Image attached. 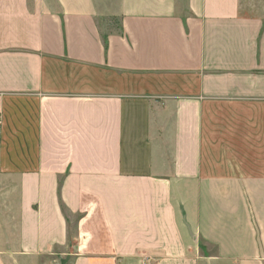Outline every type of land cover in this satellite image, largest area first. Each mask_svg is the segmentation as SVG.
Masks as SVG:
<instances>
[{
	"label": "crops",
	"instance_id": "1",
	"mask_svg": "<svg viewBox=\"0 0 264 264\" xmlns=\"http://www.w3.org/2000/svg\"><path fill=\"white\" fill-rule=\"evenodd\" d=\"M0 114V264H264V0H0Z\"/></svg>",
	"mask_w": 264,
	"mask_h": 264
},
{
	"label": "rangeland",
	"instance_id": "2",
	"mask_svg": "<svg viewBox=\"0 0 264 264\" xmlns=\"http://www.w3.org/2000/svg\"><path fill=\"white\" fill-rule=\"evenodd\" d=\"M117 21L112 20H103L102 26L104 31H108L111 28L116 27ZM8 264H71V262L66 260H61L54 257H35V258H19L18 255L11 257V260Z\"/></svg>",
	"mask_w": 264,
	"mask_h": 264
},
{
	"label": "built area",
	"instance_id": "3",
	"mask_svg": "<svg viewBox=\"0 0 264 264\" xmlns=\"http://www.w3.org/2000/svg\"><path fill=\"white\" fill-rule=\"evenodd\" d=\"M1 124H2V117H1V114H0V127H1Z\"/></svg>",
	"mask_w": 264,
	"mask_h": 264
}]
</instances>
